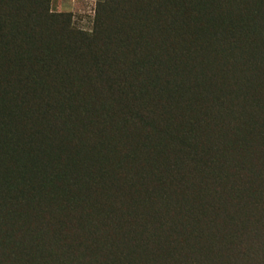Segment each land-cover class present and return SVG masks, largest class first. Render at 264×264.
Instances as JSON below:
<instances>
[{
  "label": "trees",
  "instance_id": "16d2710c",
  "mask_svg": "<svg viewBox=\"0 0 264 264\" xmlns=\"http://www.w3.org/2000/svg\"><path fill=\"white\" fill-rule=\"evenodd\" d=\"M0 0V264H264V0Z\"/></svg>",
  "mask_w": 264,
  "mask_h": 264
},
{
  "label": "rangeland",
  "instance_id": "374dc122",
  "mask_svg": "<svg viewBox=\"0 0 264 264\" xmlns=\"http://www.w3.org/2000/svg\"><path fill=\"white\" fill-rule=\"evenodd\" d=\"M98 0H51L50 10L54 13H67L72 26L78 30L90 31L93 26Z\"/></svg>",
  "mask_w": 264,
  "mask_h": 264
}]
</instances>
